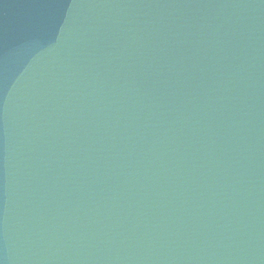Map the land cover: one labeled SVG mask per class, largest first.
<instances>
[{"label":"water","instance_id":"1","mask_svg":"<svg viewBox=\"0 0 264 264\" xmlns=\"http://www.w3.org/2000/svg\"><path fill=\"white\" fill-rule=\"evenodd\" d=\"M0 264H264V0H0Z\"/></svg>","mask_w":264,"mask_h":264}]
</instances>
